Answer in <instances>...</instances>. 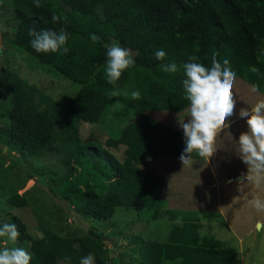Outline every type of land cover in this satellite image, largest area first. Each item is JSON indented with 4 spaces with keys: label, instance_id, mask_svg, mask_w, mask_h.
Listing matches in <instances>:
<instances>
[{
    "label": "trees",
    "instance_id": "trees-1",
    "mask_svg": "<svg viewBox=\"0 0 264 264\" xmlns=\"http://www.w3.org/2000/svg\"><path fill=\"white\" fill-rule=\"evenodd\" d=\"M67 8L59 10L52 0H13V21L17 27L12 40L20 50L39 64L51 66L61 76L79 85L70 105L53 101L31 85L13 90L14 100L5 115L7 145L22 155L39 156L45 151L58 153L67 165L66 178L78 168L88 167L107 185L106 192L86 182L82 187L64 190L71 198L78 215L99 221L110 220L117 207H139L156 220L166 213L176 220V212L162 210L160 199L163 177L148 167L157 157L179 158L185 137L151 118L147 111L168 110L178 113L188 107L184 99L183 71L165 73L161 65L175 62L179 66L189 56L211 66L213 53L221 61L227 58L237 77L258 84L264 92V0H61ZM60 19L53 22V14ZM64 30L68 36L67 54H38L30 46L28 32ZM92 34L100 37L93 43ZM129 49L134 66L125 71L113 86L107 83L100 69L106 62L109 39ZM164 50L166 57L157 60L155 52ZM256 67L257 73L251 72ZM115 89L120 97H111ZM0 89L6 90L3 83ZM8 90V89H7ZM133 90L141 98L132 100ZM127 91L128 96L123 92ZM136 111L116 139H108L105 147L83 143L79 138L80 123L99 122L110 100ZM124 146L122 159L109 149ZM1 151V150H0ZM193 159H200L193 154ZM146 167H142V166ZM11 207H24L27 201L16 194L8 197ZM195 220L182 219V222ZM6 223H15L20 232L17 241L30 243L31 264L74 262L72 238L60 237L42 229V237L32 239L26 225L16 216ZM89 234L100 242L92 227ZM139 240V239H136ZM102 243V242H101ZM89 250L90 247H89ZM238 264L234 248H205L179 243L141 240L127 264ZM113 264V263H112Z\"/></svg>",
    "mask_w": 264,
    "mask_h": 264
},
{
    "label": "rangeland",
    "instance_id": "rangeland-1",
    "mask_svg": "<svg viewBox=\"0 0 264 264\" xmlns=\"http://www.w3.org/2000/svg\"><path fill=\"white\" fill-rule=\"evenodd\" d=\"M52 2L59 10L66 11L67 8L61 0ZM12 18L13 0H0V27L3 29L0 38L4 44V55L0 57V83L8 89H0V113H5L11 107L15 97L13 90L26 85L35 87L53 101L68 107L79 85L61 76L53 67L39 64L32 56L15 46L12 40L17 23ZM113 43L117 42L110 38L106 44ZM102 68L100 71L105 77ZM110 102L99 122L80 123L79 138L83 143L105 147L108 139L118 138L128 122L137 116L135 110L120 102L114 99ZM117 103L119 107H114ZM7 125L5 115H2L0 225L16 216L26 225L27 233L32 239L41 238L43 228L60 237L72 238L74 262L60 261L59 264H79L80 259L88 255L95 258V264H127L141 240L205 248L225 245L236 250L238 264H264V258L261 256L264 255V228L256 229L257 221L264 222V213H257L248 204V200L253 196L264 198V184L258 187L255 183H248L243 186L241 193L238 191L240 182L235 181L237 184L232 187L219 186L220 193H209L204 188L188 186L189 182L192 184L193 172L190 174L184 171L186 173L180 172V176H188L190 181H183V184L176 188L169 184L164 192V197L168 199L169 196L171 199L169 204L164 201L162 210L176 212V220H170L164 212L161 218L151 220L144 208L117 207L110 220L99 221L78 215L73 208L74 200L65 197L64 190L76 185L82 187L84 183L89 182L95 185L99 192L105 193V180L88 167L78 168L74 175L67 179V165H64L62 157L56 152L45 151L39 156L31 157L10 149L4 135ZM124 150V146L109 149L120 160ZM149 167L151 165L146 168ZM180 181L182 180L177 181L178 184ZM14 194L24 197L27 205L9 206L7 199ZM187 204H199L204 209H172L188 206ZM77 216L88 222L90 229L94 228V232L101 237L100 242L91 237L90 229L85 230L77 225ZM182 219L196 221L192 222L193 225L182 223ZM0 246L24 247L31 253L30 243L16 241L12 244L7 238H0Z\"/></svg>",
    "mask_w": 264,
    "mask_h": 264
},
{
    "label": "clouds",
    "instance_id": "clouds-1",
    "mask_svg": "<svg viewBox=\"0 0 264 264\" xmlns=\"http://www.w3.org/2000/svg\"><path fill=\"white\" fill-rule=\"evenodd\" d=\"M34 6L41 7V0H33ZM60 19L57 14H53L52 20L56 22ZM3 29L0 27V32ZM28 35L31 48L38 54L62 53L67 54L69 49L66 46L69 36L64 30L56 31L31 29ZM93 43L100 40L95 34L90 36ZM106 48V62L103 65V72L108 84L115 86L121 79L123 73L134 66L135 60L129 49L121 47L118 43L104 45ZM4 55V44L0 38V57ZM213 53L211 66L206 67L198 62V57L189 56L188 60L182 63L179 68L175 62L161 65V70L165 73L175 74L178 70L183 71L184 99L188 102L189 117L187 122L178 114V122L183 129L186 147L179 157L183 167L192 165L193 154L204 162L213 158L217 149L215 142L217 136L223 132L225 125H228L230 118L235 115L236 99L234 86L237 73L231 68L230 61L224 58L222 61ZM157 60L163 61L166 57L164 50L155 52ZM251 72L257 73L256 67L251 68ZM250 91L259 93L258 84H252ZM111 97H120L121 90H112ZM128 96L127 91L123 92ZM132 100L141 98L139 90L130 93ZM119 107V103L114 105ZM239 118L246 119L247 131L242 132L238 140V156L247 165V174H241L242 179L238 185V191L243 192V186L248 183H255L258 187L264 184V98L250 108H241ZM229 126V125H228ZM246 181L247 183H245ZM248 204L257 212L264 213V198L253 196L248 200ZM264 228V222L257 221L256 229ZM20 236V232L15 223H4L0 225V238H7L15 244ZM31 253L24 247L0 246V264H31ZM79 264H95L92 255L82 257ZM179 264V261H177Z\"/></svg>",
    "mask_w": 264,
    "mask_h": 264
},
{
    "label": "crops",
    "instance_id": "crops-1",
    "mask_svg": "<svg viewBox=\"0 0 264 264\" xmlns=\"http://www.w3.org/2000/svg\"><path fill=\"white\" fill-rule=\"evenodd\" d=\"M250 88V84L242 80L240 77L236 78L234 86V92L236 94L235 115H233L227 122L229 126L226 124L223 132L217 136L215 142L217 151L212 159L208 162H204L201 159H193L192 165L185 168L180 162V159L173 157H157L150 164L152 167H149L151 168V171L163 177V185L160 195L161 200L165 201L167 204L170 203L171 197L168 196V199L164 197V192L169 187V184L173 185V188H176L178 185H182L183 181H190L188 180V176H186V178L181 177L179 174L180 172L186 173L184 171H188L191 174L192 171V184H194L192 185L189 182L187 185H191L193 188H204L205 191H209V193H220L221 187L235 186V184H237L235 181H237L239 177L242 179L241 174H247V165H245L237 155V142L239 140V136L242 132L247 131L246 119L239 118V110L241 108H250L257 102V100L264 98V92L252 93ZM187 109L188 107L178 113L168 110H160L147 111L144 114L184 135L183 129L180 127L178 122V114L182 119H188L189 113ZM185 122H187V120ZM179 179L182 180L180 181V184L177 182ZM240 181L241 180L237 182ZM195 192L197 191L195 190ZM192 207L194 209H204L199 204L193 206L189 204L188 206L173 207L172 209H192ZM189 223L191 224L192 222ZM192 224L194 225V223ZM261 256L264 258V255Z\"/></svg>",
    "mask_w": 264,
    "mask_h": 264
},
{
    "label": "water",
    "instance_id": "water-1",
    "mask_svg": "<svg viewBox=\"0 0 264 264\" xmlns=\"http://www.w3.org/2000/svg\"><path fill=\"white\" fill-rule=\"evenodd\" d=\"M241 180V178L239 177L237 179V181ZM76 223L77 225H79L82 229H85V230H89L90 229V225L88 222L84 221L80 216H77L76 217Z\"/></svg>",
    "mask_w": 264,
    "mask_h": 264
}]
</instances>
